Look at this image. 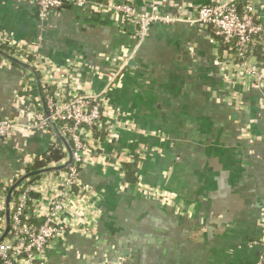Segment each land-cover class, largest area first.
<instances>
[{
    "label": "crops",
    "instance_id": "1",
    "mask_svg": "<svg viewBox=\"0 0 264 264\" xmlns=\"http://www.w3.org/2000/svg\"><path fill=\"white\" fill-rule=\"evenodd\" d=\"M212 1L87 0L41 19L30 0H0V45L34 55L36 73L57 90L99 94L108 128L104 139H90L75 189L65 197L66 235L49 243L37 264L259 261L264 82L246 70L260 63L255 54L245 66L235 63L209 28L183 21ZM249 2L264 25V0ZM119 3L141 12L152 4L183 19L154 23L138 40L136 25L114 12ZM260 45L264 50V40ZM36 110L42 109L33 74L0 56V118L27 122ZM57 145L65 150L41 128L0 138V231L9 187ZM124 163L135 165L134 184ZM64 171L29 179L27 218L45 216Z\"/></svg>",
    "mask_w": 264,
    "mask_h": 264
},
{
    "label": "built area",
    "instance_id": "2",
    "mask_svg": "<svg viewBox=\"0 0 264 264\" xmlns=\"http://www.w3.org/2000/svg\"><path fill=\"white\" fill-rule=\"evenodd\" d=\"M30 1L37 7L41 19L63 4L83 6L87 3V0ZM242 1L244 5L239 10L237 5ZM113 8L122 19L136 25L138 40L145 38L150 26L154 23H173L183 19L170 13H158L157 7L152 4L148 12L138 11L129 3H119ZM183 21L198 23L209 28L221 38L223 44L229 47L234 46V55L239 59L245 58L249 46L260 45L264 40V27L255 17L249 0H215L199 7L196 16L184 18ZM246 61L240 64L245 66ZM32 66L37 72L36 60ZM246 70L259 84H263L264 72L257 65L246 66ZM40 83L50 116L71 147L72 162L64 171L65 180L63 184H60V192L56 199L45 208L47 213L38 226L30 223L31 218L26 217L32 201L29 189L31 183L26 181L16 188L11 204V226L6 237L0 242V264H37L38 257L46 246L66 235L69 223L66 222L64 216L65 197L71 188L75 189L73 185L83 165L84 153L88 150L90 139H100L99 136L95 137L94 133L104 131L107 135L108 128L103 115L104 105L99 94H73L69 93L67 87L57 90L50 80L40 79ZM30 128H41L52 132L48 118L42 110L32 112L27 122L0 118V138L2 140H9L18 129ZM60 149L66 154L63 147ZM66 159L67 156L64 155L62 163ZM3 228L4 222L0 234ZM262 242L263 250L257 264H264V238Z\"/></svg>",
    "mask_w": 264,
    "mask_h": 264
},
{
    "label": "water",
    "instance_id": "3",
    "mask_svg": "<svg viewBox=\"0 0 264 264\" xmlns=\"http://www.w3.org/2000/svg\"><path fill=\"white\" fill-rule=\"evenodd\" d=\"M0 56L5 57L6 59L10 60L11 62H14L22 67H24L25 69L30 70V72L33 74L36 83H37V87H38V92L41 98V109L43 111V113L46 115V117L48 118V124L49 127L51 129V131L57 136V138L60 140V142H62V144L65 147V151H66V155H67V159L58 165L55 166H49L47 168H41V169H37V170H32L29 172H26L25 174H23L21 177H19L8 189L6 197H5V206H4V228L2 233L0 234V242L6 237L10 226H11V204L13 201V195L14 192L16 190V188L23 184L24 182H26L29 179H32L33 177H37L40 174L46 173V172H53V171H59V170H64L67 168V166L72 162V150L71 147L68 143V141L66 140V138L60 133L59 129L57 128V124L56 122L52 119V117L50 116V112L47 109L46 106V102L44 99V95L42 92V87H41V83H40V79L38 74L36 73V71L34 70V68L24 62L23 60L18 59L16 56L11 55L10 53H7L6 51L0 49ZM133 60H128V64L133 63Z\"/></svg>",
    "mask_w": 264,
    "mask_h": 264
},
{
    "label": "trees",
    "instance_id": "4",
    "mask_svg": "<svg viewBox=\"0 0 264 264\" xmlns=\"http://www.w3.org/2000/svg\"><path fill=\"white\" fill-rule=\"evenodd\" d=\"M243 5H244V1H242V3L241 2L238 3V5H237L238 9L239 10L242 9ZM263 27H264V25H263ZM213 35L215 37H218L221 40V38L219 36H216L214 33H213ZM223 46L225 47V49H228L233 54H235L234 46L229 47L225 44ZM0 47L3 48L5 51H9L11 54H15L16 56L22 57L26 62H28L30 64H33V62L35 61V56L30 54V53H27L25 51H22L20 49L14 48V47L8 48V47L3 46V45H0ZM253 54H255L257 56V59L260 62V63H257V67L264 68V50L261 47V45L249 46V49L245 53L244 59L236 58V55H233L235 58V63H241L242 61L247 60ZM94 135H95V137L99 136L100 139H103L105 137V132L102 131L99 133H94ZM57 143H58V141H57ZM59 145H60V143H59ZM63 158H64V152L60 148H58V145L53 146L51 149H48L47 151H45L44 154H42L40 159L36 158V160L32 164L26 166L25 170H26V172H29L31 170H36L38 168L47 166L50 163L60 162ZM123 169L125 172V179L127 180V182L134 184L136 182L135 165L124 163ZM28 183H31V180H29ZM43 219L44 218H42V217L38 218V219H34L33 221L31 220L30 223L38 226L42 223Z\"/></svg>",
    "mask_w": 264,
    "mask_h": 264
}]
</instances>
